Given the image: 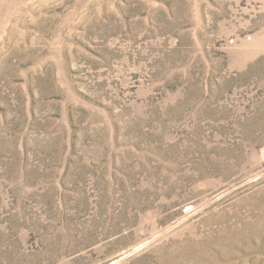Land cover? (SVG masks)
Returning a JSON list of instances; mask_svg holds the SVG:
<instances>
[{"label": "rangeland", "instance_id": "rangeland-1", "mask_svg": "<svg viewBox=\"0 0 264 264\" xmlns=\"http://www.w3.org/2000/svg\"><path fill=\"white\" fill-rule=\"evenodd\" d=\"M0 264H264V0H0Z\"/></svg>", "mask_w": 264, "mask_h": 264}]
</instances>
